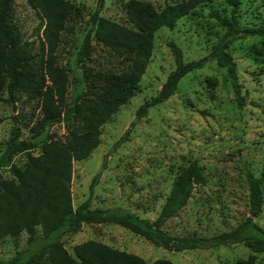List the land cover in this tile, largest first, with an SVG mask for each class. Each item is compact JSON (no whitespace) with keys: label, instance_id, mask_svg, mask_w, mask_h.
Here are the masks:
<instances>
[{"label":"rangeland","instance_id":"obj_1","mask_svg":"<svg viewBox=\"0 0 264 264\" xmlns=\"http://www.w3.org/2000/svg\"><path fill=\"white\" fill-rule=\"evenodd\" d=\"M68 1L74 10L61 31L55 60L67 70L66 99L70 103L80 90L99 83L97 73L127 70V64L97 41L93 31L91 53L83 65H77L76 53L93 28L91 15L97 11L116 22L130 23L124 9L127 0ZM143 1L163 8L182 0ZM231 13L232 7L225 0L203 2L178 19L173 28L155 31L150 60L138 89L101 125L99 144L92 153L73 162L74 206L89 198L91 208H127L140 217L154 219L182 168L196 161L205 182L192 186L186 203L165 220L162 228L171 235L211 236L232 230L249 215L247 172L260 175L264 166V35L239 37L228 48L236 62L244 105L235 98L226 68L212 59L184 75L176 92L165 101L151 106L146 115L136 116L138 107L158 93L175 67L169 43L180 47L184 61L199 59L211 51L225 31L217 15L229 17ZM235 15L242 27H264V0H240ZM11 21L19 41L32 56L33 71L43 74L47 57L45 22L28 0H14ZM81 72L90 74L87 83L81 82ZM6 98L7 93L3 92L0 157L11 151L15 126L20 128L19 138L29 140L39 130L37 122L42 115L39 96L30 98L17 93L13 101ZM49 132L63 139L66 124L54 123ZM30 152L38 154L39 146ZM26 159V151H11L10 162L0 167V176L14 178L10 166L21 168ZM102 164L90 193L92 177ZM255 221L264 228V204ZM89 239L134 253L146 263L168 259L173 264H233L253 254L255 264H264V251L253 253L243 242L175 251L113 222L83 223L78 231L60 238L72 256L73 246ZM26 246L24 231L15 237H3L0 256L9 258Z\"/></svg>","mask_w":264,"mask_h":264},{"label":"trees","instance_id":"obj_2","mask_svg":"<svg viewBox=\"0 0 264 264\" xmlns=\"http://www.w3.org/2000/svg\"><path fill=\"white\" fill-rule=\"evenodd\" d=\"M209 1L212 0H182L156 8L149 1L127 0L124 9L129 25L95 11L91 15L93 28L86 33L76 53L77 65H83L91 53L93 31L97 41L118 56L121 63L127 64V70L97 73L99 83L80 90L69 103L66 99L69 76L66 68L56 63L55 51L66 20L74 10L73 4L68 0H28L45 22L47 57L43 63V74L40 75L33 71L32 56L19 41L11 21L14 0H0V99L3 92L7 93L8 101H13L17 93H25L30 98L39 96L42 110L37 122L39 130L29 140L20 139V128H14L11 151L27 152L23 167L10 166L14 178L0 176V239L15 237L23 231L27 233V246L9 258L0 256V264H173L168 259L146 263L134 253L92 239L75 244L72 256L60 238L63 234L78 231L83 223H117L175 251L212 248L231 242H243L253 253L264 251V228L255 221L264 204V166L260 175L250 170L247 172L249 215L232 230L211 236L195 233L171 235L162 228L165 220L186 203L192 186L205 182L196 161L182 168L154 219L140 217L127 208H91L89 198L77 206L72 202L73 162L85 159L92 153L99 144L101 125L138 89L150 60L155 31L161 27L173 28L178 19L190 13L198 4ZM225 1L232 7V13L229 17L217 15L225 31L208 54L184 61L180 47L174 42L169 43L175 67L158 93L138 107V118L146 115L151 106L174 94L184 75L212 59L226 68L235 98L239 105H244L246 100L241 94L236 62L228 48L239 37L264 35V27H242L235 15L240 0ZM81 74V82L87 83L90 74ZM58 122L66 124L63 139L49 132V126ZM37 146L40 152L32 154L30 150ZM11 151L8 156L0 157V167L10 162ZM102 169L103 164L93 175L90 193ZM233 264H255L254 255L237 259Z\"/></svg>","mask_w":264,"mask_h":264}]
</instances>
